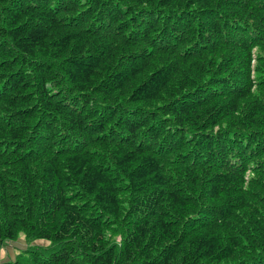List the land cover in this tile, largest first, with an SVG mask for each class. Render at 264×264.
Returning a JSON list of instances; mask_svg holds the SVG:
<instances>
[{"label": "trees", "instance_id": "1", "mask_svg": "<svg viewBox=\"0 0 264 264\" xmlns=\"http://www.w3.org/2000/svg\"><path fill=\"white\" fill-rule=\"evenodd\" d=\"M17 241L0 264H264V0H0Z\"/></svg>", "mask_w": 264, "mask_h": 264}, {"label": "rangeland", "instance_id": "2", "mask_svg": "<svg viewBox=\"0 0 264 264\" xmlns=\"http://www.w3.org/2000/svg\"><path fill=\"white\" fill-rule=\"evenodd\" d=\"M12 243H9L8 245H7V247L5 248V249H3V251H2V253H0V260H1V258H8V259H12V261L15 259V256H16V254H20L21 252H19L18 253V250H24V248L26 247V243L25 242H23V241H17V243H16V245H18V246H13L12 248L14 249V253L15 254H9V251H8V249H12L11 248V245ZM35 245H39V246H41V247H47L48 246V243L45 241H36V242H34V243H30L29 244V246H31V248L32 247H34Z\"/></svg>", "mask_w": 264, "mask_h": 264}, {"label": "crops", "instance_id": "3", "mask_svg": "<svg viewBox=\"0 0 264 264\" xmlns=\"http://www.w3.org/2000/svg\"><path fill=\"white\" fill-rule=\"evenodd\" d=\"M9 243H10V242H9ZM11 245H12V246H11V248H12L13 246L16 245V243H12ZM16 246H18V245H16ZM16 246H15V247H16ZM2 251H3V250H1L0 253H2ZM8 251H9V254H15L13 248H12V249H8ZM4 259H5V260H8V258H6V257H5ZM1 260H3V258H1ZM3 261H4V260H3Z\"/></svg>", "mask_w": 264, "mask_h": 264}]
</instances>
